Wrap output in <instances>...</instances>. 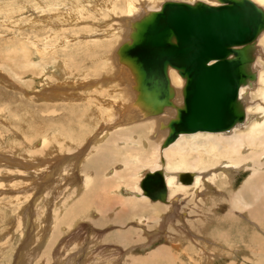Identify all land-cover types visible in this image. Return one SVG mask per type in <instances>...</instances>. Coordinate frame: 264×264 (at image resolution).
<instances>
[{"label": "rangeland", "instance_id": "1", "mask_svg": "<svg viewBox=\"0 0 264 264\" xmlns=\"http://www.w3.org/2000/svg\"><path fill=\"white\" fill-rule=\"evenodd\" d=\"M130 1L0 0V264H46V261L49 262L47 264H63L64 259L59 252H62L63 250L60 249L66 246L69 247L70 254L74 255V259L77 258L73 264H85V262H82V258L87 251L90 253L88 248L91 245L90 242L107 248L103 250L104 255L102 254L101 259L106 261L110 258L113 263L115 262L114 264H121L122 261V264H125L127 259H131L130 264H155V262H157L156 264H212L204 256V252L222 255L223 259L216 260L213 264H233V262L238 264H264V258L257 259L253 256V254H258L259 251L264 253V241L262 239L264 237V223L261 224L263 228L258 230L244 218L231 217L233 214L230 211L232 192H236L241 188L249 177L250 171H243L238 174L233 184L226 183L222 178L224 173L218 172L220 173L219 178L215 182L204 180L202 184L205 185L204 187L196 189L194 194L191 192L192 195L185 200L183 212L185 211L187 215L184 221L188 219L189 227L193 232L195 231L196 237H193L194 240L184 237L180 241V232L176 229L179 225L177 220H171L161 232L158 229L160 223L162 226L164 223L160 219V215L164 213V210L159 214H155L153 211L157 207L165 209V205L152 204L151 201L146 203L148 205H144V203L139 205L140 203L126 201V198L130 197L126 192L129 189L125 186L119 187V184L122 179L131 181L130 174H124L122 178L116 179L113 176L114 174H110L114 170L117 171L116 173L122 174L124 170L122 163L113 164L109 160L95 162L96 145L92 146L91 141H93L92 137L96 134L91 126L92 122L94 128L99 129L103 125L106 130L108 109L112 108L115 115L114 109L118 111L119 107H122L119 102H124L127 99L128 93L126 94L125 89L120 85V72L114 60L115 51L125 40L124 37L121 39L123 21L127 17H136L134 15L140 10H138L139 4L144 2L138 3L136 10L133 9L132 14H130L127 13V5ZM154 1L150 0V4L154 3L151 5V9L157 8V6L167 1L193 3L197 0ZM254 1L264 7V2ZM260 45L264 56V37L261 39ZM258 64L262 65L258 68L260 74L264 71V58L259 59ZM71 73H76L77 76H71ZM263 81L259 79V83L255 91L249 96L248 101V108L251 107L254 110L252 114L257 116L258 119L254 118L252 123L239 129V131L247 130L246 132H248V128L254 122L261 123L264 121V114L257 111L259 106L264 108V100L260 94V91L263 92V89L260 88ZM115 82L118 90L113 89L114 86L111 88L109 85ZM104 83L106 84L104 85ZM99 84L101 85L99 86ZM112 90H115V95H111ZM129 92L132 95L131 91ZM121 93L122 95H120ZM113 98V105L109 108L108 103ZM144 122H139L143 124L121 131L128 133L139 128V131L134 134L136 140L140 141L138 149L141 151L147 149L144 153L149 155L153 152L154 146L158 145L160 138L155 140L151 138L150 131L155 122L153 121L154 124L152 125ZM102 129L101 127L100 130ZM121 131H112L113 133L107 139ZM57 132L62 135L60 136ZM160 134L165 133L161 132ZM235 134L236 132L230 137ZM46 136H49V140L56 144V149H47L43 155L37 156L28 153L31 150H43L42 141ZM192 136H187V138ZM24 137L29 138L26 140ZM65 137L67 138L64 140ZM68 137L75 141V145H81L82 147L77 152H71V149L65 146L67 151L62 154L60 152L61 145L59 144L62 142L72 143ZM83 140L85 141L83 142ZM146 141L150 146L145 144ZM101 144L99 147H101ZM114 146H116V143H114ZM21 150L22 152L26 150V153L24 151L25 154H19ZM83 150H93L89 159H86L85 164L81 162L84 156L81 160H77L75 157ZM51 152L52 155L50 156ZM70 153L73 154L69 155ZM125 153L123 151L122 155L125 156ZM110 157L113 159L114 154ZM64 158L62 164L61 160ZM44 160H48L47 163L50 165L40 166L41 163L39 162ZM17 162L25 163L27 166L22 167L17 165ZM86 167L89 176L93 175L95 170L97 171L99 181L93 179L94 176H92L89 180V188L83 189L78 185V182L82 184L84 181ZM15 168L20 169L15 170ZM173 171L175 169L170 170L171 173ZM107 172L113 177L106 178ZM136 172L135 176L137 175L139 178L136 176L135 180L137 179L136 182L140 184V180L143 179L147 169L143 168ZM10 174L13 176L11 177ZM75 181L78 182L75 183ZM96 181H98V184ZM79 187L81 195L88 192L89 203H92L95 209L79 212L76 217L72 215L70 218H73L68 220V210L65 208L61 211L60 208H62L64 201L68 200L70 193ZM116 187L118 188L116 189ZM201 189L206 191L212 199L219 196L218 214H222L223 220L217 221V225L214 223L211 226L212 228L209 227V229L204 225L203 217L209 214L211 204L209 202L206 207L202 206L204 196ZM76 198L71 201L72 205ZM79 199L80 197L77 198V200ZM138 211L139 213H137ZM262 213L259 215L264 218ZM145 216L147 217L145 218ZM200 217L203 222L199 220ZM58 222L60 225L57 227ZM182 224L184 222L180 221V225ZM98 233L101 237L100 242L95 243L93 240ZM254 233L261 234V242L259 243L261 247L253 242L252 235ZM184 234H187V231ZM197 235L201 237L198 241ZM204 237L222 244L224 250L222 248L217 249L214 243L208 244L212 247L205 245L201 241L205 239ZM192 240L194 244H198L202 249L193 247ZM64 242L65 244H63ZM122 242L125 244L124 247L119 244ZM173 243L176 244L171 247L172 256L166 247L168 244ZM174 247L178 249L175 250ZM183 247L186 248V253L181 252ZM159 249L162 251L160 255L156 253ZM244 253L252 258L243 261L242 256H244ZM126 256L127 258H125ZM139 260H141V263ZM109 261L111 262V260ZM64 264L68 263L64 262Z\"/></svg>", "mask_w": 264, "mask_h": 264}, {"label": "bare ground", "instance_id": "2", "mask_svg": "<svg viewBox=\"0 0 264 264\" xmlns=\"http://www.w3.org/2000/svg\"><path fill=\"white\" fill-rule=\"evenodd\" d=\"M142 1H144V2H142ZM197 1H203V0H197ZM197 1H195L193 3L184 2V1H175V2H184V3H188V4H194ZM252 1L255 2L254 0H252ZM260 1L264 2V0H260ZM140 2H142V3H140ZM154 2H156V0ZM203 2H205V3L209 4V5H212V6L219 5L218 0H205ZM138 3H140L139 5L140 6L142 5L143 7L138 6ZM150 3H151L150 0H131L130 2H128V5H127V10L128 11H127V13L132 14V10L133 9L136 10L137 6L139 7L138 10L139 9L140 10H139V12L136 15H134L136 17H133L130 14H128L131 17H127V19L125 21H123V24L121 26L122 29H123L121 39L124 37L125 40L123 41V43L121 45H123L126 41H128L130 39V35H131V32H132V25H133L134 22L140 20L142 17H144L146 14H148L150 12L160 11L162 9L163 4H164L163 3L162 5L157 6V8H154V9L152 8L151 9V5H153L154 3H152V4H150ZM145 4H148V5H145ZM256 4H258V3H256ZM260 7H262L264 9L263 6H260ZM263 37H264V32L258 37V40H257L256 58H255L254 66H253V70L257 73V80H256V82L253 83L252 86L248 85V86L242 87L241 90H240V97L244 101V104H245V122L243 124L238 125L237 127L233 128L229 132H220V133L196 132V133H193V134H180V136L176 139V141L173 144H171L169 147L165 148V149H162L161 145H162L163 141L165 140V138L167 137L169 131L167 129H162V125H167L170 120H172L174 117H176L177 110L175 108L169 107V108H166L165 111L161 115H159V116H152V115L149 116V115H145V113H143L140 110L139 106L136 104V101H137V98H138V92L135 89V81H134L133 74L128 69V67H126L125 65H123L122 63H120L119 57L117 55L118 49H119V47L121 45H119V47L115 51V60L114 61H115L116 65H117V67L119 69V72H120V75H119V77L121 79L120 85H121V87L123 89H125L126 94L127 93L128 94H127V99L124 102L123 101L122 102H119V104H121L122 107H119L118 111L116 109H114V111L116 113L115 115L113 114L112 108L111 109H108L109 110V113L107 112L108 113L107 114L108 115V119L106 120L107 121L106 130H105V127H103V125L101 126L103 129L100 130L101 127L99 129L98 128H94L93 122L91 124V126L93 128V131H95V134H96L94 137H92L93 141H91L92 142V146L93 145H96V150L95 151H97V154H96L95 162L109 160L113 164H118V163H122L123 164V169L124 170H123V173L122 174L121 173L120 174L119 173H116L117 172L116 170H114L113 173L111 172L110 174H114L113 176L115 177V179L116 178H122V176L124 174H130L129 176L131 177L130 178L131 181L130 180H123L122 179L123 181L121 180V183L119 182L120 183L119 184V187L125 186V187H128V189H129V190H126V192H127V194L130 197H127L126 198L127 200L125 199L129 203L130 202L131 203H137V204L140 203L139 205H142L144 203V205H145L146 203H148V201H151L152 204L163 205V206L165 205L166 206L165 209L164 208H158L157 207V208L154 209V211L152 210L153 212H155V214L156 213L159 214V213H161L164 210V213H162V215H160L161 216L160 219H162L163 222H164L163 223V226L160 223V226L158 228L160 232L164 230L165 226L171 220H177L178 221L177 223L179 225H178V227L176 229L180 232L179 233L180 234V236H179L180 241L182 239H184V237L192 238L194 240V238L196 237L195 231L193 232L192 229H190L189 224H188L189 221H187L188 219L186 221H184V219L187 218V215H186L185 211L183 212L184 205H185V200L187 199V197L190 196V195H192L191 192L194 194V191L196 189H199L201 187H204L205 185H202L203 182H204V180H211V181H214L215 182L219 178V174L220 173H224V175L222 176V178L225 180V182L228 183V184H231V183L233 184V182L235 183L236 176L238 174H241L243 171H250V175H249V177L247 178V180L243 183V185L241 186V188L238 191L232 192V199L230 200V204H231L230 205V207H231L230 211L232 212L233 215L231 217H233V218H237V217L244 218L245 220H247L249 222V224L252 223L254 225V227H256L258 230H261L263 228V226L261 224L264 223V218L261 217V215H259V214L263 212L262 214L264 215V121L261 122V123L254 122V124H252L248 128L249 129L248 132H246L247 130H245V131H239V129L245 127L246 125H249L250 123H252V121H253L254 118H257V116H253V114H252V112L254 110L251 107L248 108V101H249V96H251V93L253 91H255V88L258 85L259 79L262 80V81L264 80V71L263 72H260V74H259V70H258V68H260L262 66L261 64H258V61H259V59L264 58V56L262 54L261 47H260L261 46L260 45V41H261V39ZM46 48H47V46H46ZM37 49H38V47L36 48V50ZM51 56H52V54H51ZM56 62H58V61H56ZM59 62H60V60H59ZM75 75H76V73H74V74L71 73V76H74L75 77ZM39 77H41V76H39ZM170 77H171L172 85H173V87L176 90V98L174 100V103H175L176 106H181L183 104V101H184L182 90H183V87L186 84V80L183 77H181L179 75L178 71H176L175 69H171L170 70ZM81 78H83V77H81ZM105 84L106 83H104V85ZM115 84H116V82L114 84L111 83L109 85L111 86V88H112V86H114L113 89L118 90V89H116L118 87ZM100 85L101 84H99V86ZM260 88L263 89V92L260 91V94H261V96L263 97V100H264V81L260 84ZM97 89H98V86H97ZM102 89H104V88H102ZM109 90H111V89H109ZM115 90H112L113 92L111 91L112 92L111 95H115V93H114ZM107 91H106V93H107ZM129 91H131L132 95L130 94ZM120 95H122V93ZM56 97H58V96L56 95ZM112 101H114V98L109 101V103H108L109 108L113 105L112 104ZM104 109H107V108H104ZM121 109H122V111H120ZM257 111L258 112L260 111V112H262V114H264V108H262L261 106H259L257 108ZM257 114H259V113H257ZM97 119H99V118H97ZM143 121H145L144 122L145 124L146 123H149L150 125L154 124V123H152L154 121L155 122V124H154L155 126L152 125V130L150 131L151 134H152L151 135V138L153 140H155L157 138H160L159 139V142H158V145L159 146L156 144V146H154L153 152L152 153L151 152H148V153H151L149 155H146L144 153L147 149L144 148L145 149L144 151H141V150L138 149V145L140 144V141L139 140H136V137H135L134 134H136L137 131H139V128H136L135 130H131L128 133L121 131V130L127 129L129 127L131 128L133 126L143 124V123H139V122H143ZM99 126H97V127H99ZM44 127H45V125H44ZM154 127H155V129H154ZM112 131H115V132L116 131H121V132L120 133L118 132V134H115V135H113V136H111L110 138L107 139V137L111 133H113ZM145 131H146V129H145ZM161 132H163L165 134H160ZM235 132H236V134L233 137H230ZM50 135H52V134H50ZM53 135H55V134H53ZM192 135H194V136H192ZM131 136L134 137V138H132ZM187 136H192V137L191 138H187ZM137 137H139V136H137ZM227 137H230V138H227ZM24 138H26V140H27V138H29V137H24ZM44 138L45 139L43 141L41 140L42 141V144H43V146H42L43 147V150H41V151H38V150L37 151L36 150L32 151L31 150V151H28V153L32 154V156L43 155L44 152L47 151V149L48 150H50V149L53 150V149H56L57 148L56 144L52 143L49 140V136H46ZM66 138L67 137H65L64 140ZM68 138L70 139V141H72V143L62 142V143L59 144V145H61L60 146V148H61V151L60 152L62 154H65L66 151H67V149H65V146L68 147V149H71V152H77V151L80 150V147H82L81 145H75L74 144L75 141L72 140V138H70V137H68ZM56 139H58V138H56ZM139 139H140V137H139ZM26 140H24V141H26ZM84 141L85 140H83V142ZM27 143H26V145H27ZM114 143H116V146H114ZM81 144H83V143H81ZM100 144H101V147H99ZM145 144H147V145L150 146V144H148L147 141L145 142ZM20 147H22V146H20ZM90 148H92V147H90ZM35 149H37V148H35ZM24 151L26 153V150H23V152ZM92 151H85V150H83L82 153H78V154L76 153L77 155L75 157H76L77 160H81L83 158V156H84L83 161H81V162H83L85 164L86 159L87 160L89 159V156L91 155L90 153ZM123 151H125L126 152L125 154L128 155V156L122 155V152ZM23 152L21 150V153L19 152V154H22ZM25 153H23V154H25ZM46 153H48V152H46ZM94 153H96V152H94ZM72 154L73 153H70L69 155H72ZM113 154H114V158L112 159L110 156H112ZM51 155H52V152H51L50 156ZM12 156H11V158H12ZM15 156H16V153H15ZM17 156H18V153H17ZM22 158H23V156H22ZM20 160H22V159H20ZM64 160H65V158L61 160V163L62 164L64 163ZM13 161H11V162H13ZM52 161H53V159H52ZM47 162H48V160L47 161L46 160L41 161V162H39V163H41L39 165L40 166H42V165L43 166L44 165L45 166L46 165H50ZM225 162H227V163L224 165ZM6 163H4V164H6ZM98 164H100V163H98ZM17 165H21L22 167L23 166H27L25 163H22V162L21 163L19 162ZM9 166H11V165H9ZM143 168L147 169V172L148 171H155L157 169H162V168L164 169V171H165V180H166V184H167V188H168V203L167 204L162 203V202H159V201H152L150 198H148V197H146L144 195L143 191L140 192V190H142V189L140 188V184H138L139 182H136L137 179L135 180V177L137 176V175L135 176V172L138 171V170H140V169H143ZM3 169H5V168H3ZM17 169H20V168H17ZM17 169L15 168V170H17ZM40 169H42V168H40ZM40 169H38V170H40ZM174 169H175V171H173L171 173L170 170H174ZM63 170H64V168H63ZM90 170H92V169H90ZM11 171H13V170H11ZM88 172H87V167H86V169L84 170V175L85 174L86 175L84 177V181L82 180L83 181L82 184H80L78 181H75V183L78 182V185H80V187H82L83 189L89 188V185H90L89 184L90 177L94 176L93 179H97L99 181L96 170H95L94 174L91 175V176H89L90 174L88 175ZM218 172H220V173H218ZM19 173H21V172H19ZM110 174L107 172V174H106L107 176H105V177L106 178H109V179L112 178L113 176H111ZM145 174H144V176H145ZM181 174H191L192 177H193L192 182L191 183H183L180 180V175ZM10 176H11V174H10ZM37 176H38V174H37ZM137 178H139V177L137 176ZM133 180H135V181L133 182ZM141 180H140V182H141ZM98 181H96L97 184H98ZM107 182H108V180H107ZM14 186H15V184H14ZM80 187L77 188V189H74L72 192L70 191L71 193H70V196H68L69 197L68 200L66 199L64 201V204L62 205V208H60L61 211H62V209H65V208L68 210V212H67V218H68V220H69V218L72 215H74L76 217L77 214H79V212H86L88 210L91 211V210L95 209L94 208V205L92 203H89V199H88L89 198V194H87L88 192L82 193V195L80 194V191H79ZM117 188L118 187H116V189ZM71 190H72V188H71ZM201 191H202V194L204 196V202L202 203L203 204L202 206L203 207H206L207 204L210 202L211 207H210L209 214H206L205 217H203L204 222H203V220H202L201 217H200L201 219H199V220L202 221L204 223V225L209 229V227H211L214 223H216V225H217V223H218L217 221L223 220L222 219V214L221 215L218 214V201H219V196L218 197L215 196L212 199V197L206 191H203L202 189H201ZM76 197L77 198L80 197V199L77 200ZM205 197H206V199H205ZM75 198H76V201L72 205L71 204L72 203L71 201H74ZM220 198H222V197H220ZM260 199L261 200L263 199V200L262 201H259ZM124 205H125V203H124ZM146 205H148V204H146ZM132 207H134V206H132ZM147 207L151 208L150 206H147ZM227 209H228V207H227ZM227 209H225V210H227ZM165 210H166V212H165ZM137 213H139V211ZM255 213H258V214H255ZM106 214H107V212H106ZM144 215L145 214L143 213V216ZM146 217L147 216H145V218ZM72 218H70V219H72ZM82 218H84V217H82ZM68 220H67V222H68ZM154 220H155V218H154ZM156 221H157V219H156ZM180 221H183L184 224L180 225ZM137 222H139V221H137ZM140 222H141V220H140ZM145 222H146V219H145ZM135 223H136V221H135ZM52 224H53V222H52ZM56 225L58 227V225H60L59 222ZM76 225H77V223H76ZM199 226H201V225H199ZM193 230H194V228H193ZM186 231H187V234H184ZM204 233H206V232H204ZM99 235H100V233H98L96 236L94 235L96 238L93 240V242L97 243L99 241V239L101 238ZM261 237H262L261 234H255L254 233L252 235L253 242H255V245L260 246V247H261V245L259 243L261 242ZM199 238H201V237H199L197 235V241L199 240ZM250 238H251V235H250ZM262 239L264 241V237H262ZM173 241H174V239H173ZM189 241H190V239H189ZM201 241L204 242V244L207 245V246H209L208 245L209 243H214V245L216 246L217 249L222 248V250H224V246L222 244L216 243L212 239L205 238V239H203ZM58 242H59V240H58ZM140 242H142V241H140ZM177 242H179V241H177ZM122 243H119V244L124 247L125 244L124 243L122 244ZM63 244H65V242ZM84 244H86V243H84ZM90 244H91L90 247H88L90 249V253L88 251L85 253V256L82 258V262H85V264H99L101 262L103 264H112L113 263L112 259H110V258L108 260H106V261H104V260L101 259V256L103 254V250L104 249H107V248H105L103 246H99L97 244H92L91 242H90ZM115 244H117V243H115ZM175 244L174 243L173 244H168V246L166 247L167 248V251L171 255H172V253H171L172 252L171 251L172 250L171 247H173V245H175ZM75 245H74V247H75ZM88 245H89V243H88ZM192 246L193 247H196V248H201L198 244H194V241H193V245ZM86 247H87V245H86ZM209 247H212V246H209ZM251 248H252V246H251ZM116 249H118V248H116ZM116 249H114V251H116ZM140 249H142V248H140ZM176 249H178V248H175V250ZM190 249H192V248H190ZM60 250H63L62 252H59V254L64 259L63 264H64V262H67L68 264H71V263L73 264L74 260L77 259V258L74 259V255L73 254L72 255L70 254V251H69V247L68 246H66V247H64L63 249H60ZM83 250H85V249H83ZM230 250H232V248H230ZM203 251H205V250H203ZM161 252H162L161 249H159V250L156 251V253L158 255H160ZM181 252L182 253H186V248L184 249V247H183V250ZM129 256L132 257L131 255H129ZM172 256H171V258H172ZM204 256L207 258V260H209L210 262H212V264L216 260L223 259L222 255H219L217 253H214L213 254V252L212 253L204 252ZM225 256H227V255L225 254ZM236 256H237V254H236ZM253 256L256 257L257 259L258 258H264V253H263V251H261V252L259 251L258 254H253ZM242 257L244 258L243 261H246V260H249L250 258H252V257L249 258L248 255H247V253H244V256H242ZM125 258H127V256ZM236 258H238V257H236ZM256 258H253V259H256ZM43 260H44V258H43ZM109 260H111V262ZM152 260H153V258H152ZM130 261H131V259H127L125 264H130ZM134 261H136V260H134ZM139 261L141 263V260H139ZM209 261H207V262H209ZM259 261H260V259H259ZM263 261H264V259H263ZM47 262L48 261H46V264H47ZM122 262H120V263L122 264ZM156 263L157 262H155V264ZM117 264H119V263H117ZM233 264H238V263H236V262L234 263L233 262ZM240 264H242V263H240ZM259 264H261V263H259Z\"/></svg>", "mask_w": 264, "mask_h": 264}, {"label": "water", "instance_id": "3", "mask_svg": "<svg viewBox=\"0 0 264 264\" xmlns=\"http://www.w3.org/2000/svg\"><path fill=\"white\" fill-rule=\"evenodd\" d=\"M218 2L167 1L160 11L134 22L130 39L118 49L120 63L133 74L140 110L149 116L169 107L177 110L162 125L169 131L162 149L180 134L229 132L245 122L240 90L257 80L253 66L264 9L252 0ZM171 69L186 80L181 106L174 103ZM192 179L191 174L180 175L183 183ZM140 188L152 201L168 203L163 168L148 171Z\"/></svg>", "mask_w": 264, "mask_h": 264}]
</instances>
